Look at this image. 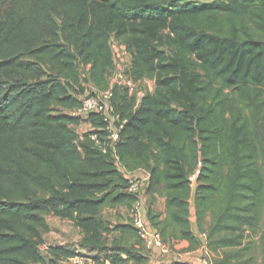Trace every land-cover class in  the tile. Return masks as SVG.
<instances>
[{
	"label": "trees",
	"instance_id": "16d2710c",
	"mask_svg": "<svg viewBox=\"0 0 264 264\" xmlns=\"http://www.w3.org/2000/svg\"><path fill=\"white\" fill-rule=\"evenodd\" d=\"M111 36L154 89L137 105L115 87L125 122L104 150L89 137L107 134L102 118L81 137L67 111L85 84L107 87ZM124 169L148 171L146 220L164 243L192 251L206 233L212 264H264V0H0V264H48V215L104 250L95 216L136 199ZM116 230L113 263L153 264L131 220Z\"/></svg>",
	"mask_w": 264,
	"mask_h": 264
},
{
	"label": "built area",
	"instance_id": "2783aa9c",
	"mask_svg": "<svg viewBox=\"0 0 264 264\" xmlns=\"http://www.w3.org/2000/svg\"><path fill=\"white\" fill-rule=\"evenodd\" d=\"M109 44L112 52L113 67L108 76L107 87L105 89L95 88L91 92L85 89V92L80 95V104L67 111L71 117L79 119L80 123L85 122L89 126L88 131H93L94 128L90 123L86 122L85 119L92 114L102 118L104 121L103 130L107 134L101 139L99 134L92 132L89 134V137L96 146L104 150L106 149L107 142H110L111 145L118 140L119 131L125 122L120 120L113 106L112 100L115 87L118 86L126 89L128 94L135 98L137 105L146 92H151L154 89L153 80L147 78L136 79L128 72L132 58L126 47L116 40L114 36H111ZM118 167L121 169V165ZM122 172L127 179L126 192L136 197L131 206L130 216L132 223L138 229V234L143 244L148 250L151 258L168 255L170 253L171 244L163 242L161 233L150 225L146 220V215L143 214L141 210L142 202L140 193L143 190L145 191L147 186L149 180L148 171L144 169L127 171L124 169ZM198 174L199 169L189 177L190 185L193 188L196 185ZM200 240L201 244L196 250H192L187 254L183 253L186 255L187 259L178 260L186 264H212L216 254L208 246L207 234L202 233L200 235ZM70 261L71 264H96L94 258L87 255H75L70 258ZM170 261L171 260H164L157 264L168 263Z\"/></svg>",
	"mask_w": 264,
	"mask_h": 264
},
{
	"label": "rangeland",
	"instance_id": "374dc122",
	"mask_svg": "<svg viewBox=\"0 0 264 264\" xmlns=\"http://www.w3.org/2000/svg\"><path fill=\"white\" fill-rule=\"evenodd\" d=\"M197 2H205L208 0H196ZM86 70L83 71V74ZM85 75V74H84ZM85 87L91 92L97 88L93 84H85ZM154 88V86H153ZM77 136H81L83 133L89 130V126L82 122L74 127ZM141 202L145 201L146 209L150 204L151 199L145 194L143 190L141 193ZM163 205V199L158 197L153 202V206L159 210ZM142 206V205H141ZM131 205H118L115 207H106L97 213L95 216L96 220L100 224L99 237L100 240L105 244L104 250L94 249L84 243L86 239V231L77 226L74 222L68 220H61L60 218L48 215L46 217L49 224V230L43 234V244H41L40 253L47 260L48 264H71L70 258L67 259H54L50 254V247H58L66 249L73 254H87L94 258L96 264H127L121 261H111L109 253L106 250L107 246H110L113 240L119 238V232L116 230L118 224H122L131 220L130 216ZM256 246H258V238L254 237ZM189 247V246H188ZM188 247H182L178 243H172L170 246V253L164 257L151 258L149 252L148 256L150 263L157 264L164 260H175V259H187L186 255L190 252ZM182 256V257H181ZM193 257V256H192ZM131 264V263H128Z\"/></svg>",
	"mask_w": 264,
	"mask_h": 264
},
{
	"label": "crops",
	"instance_id": "0c3cea01",
	"mask_svg": "<svg viewBox=\"0 0 264 264\" xmlns=\"http://www.w3.org/2000/svg\"><path fill=\"white\" fill-rule=\"evenodd\" d=\"M161 199H163V205L159 208V211H161V212H164L165 211V198H161ZM141 210L143 211V214H145L146 215V204H145V201H142V206H141ZM192 221H193V229H194V232H195V234H198V230H197V227H196V225H195V217H194V215L192 216ZM176 243H178L180 246H182V247H188L189 246V243L187 242V241H177Z\"/></svg>",
	"mask_w": 264,
	"mask_h": 264
}]
</instances>
